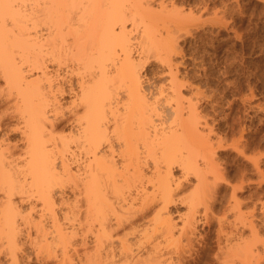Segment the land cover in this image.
<instances>
[{"label":"bare ground","instance_id":"1","mask_svg":"<svg viewBox=\"0 0 264 264\" xmlns=\"http://www.w3.org/2000/svg\"><path fill=\"white\" fill-rule=\"evenodd\" d=\"M123 3L0 0V264L21 263L28 225L66 240L59 215L70 213L72 255L56 264H76L81 249L79 264H203L207 252L211 264H256L254 223L207 121L182 101L168 34ZM138 26L144 43L130 35ZM145 50L169 57L165 94L146 92L135 63Z\"/></svg>","mask_w":264,"mask_h":264},{"label":"rangeland","instance_id":"2","mask_svg":"<svg viewBox=\"0 0 264 264\" xmlns=\"http://www.w3.org/2000/svg\"><path fill=\"white\" fill-rule=\"evenodd\" d=\"M125 2H127L123 3L125 8L128 6L126 10L136 7H139V10L147 8L154 19L153 22L151 20L154 26L152 29L159 34H168L170 47L172 44L171 49L169 48L170 53L168 52L172 59L170 63L173 65L182 98L187 99L182 101H189L193 105L195 103L199 117H202L201 123L207 121L209 129L205 133L209 134L211 142L215 143L213 151L220 173L224 174L222 176L225 182L230 183L231 188L236 190L235 198L241 199L239 202L241 201L240 204L243 206L240 205V208L244 211L242 215L255 226L253 228L257 234L256 238L248 239L247 237L251 235L246 228L243 229L246 236L244 238L252 240L254 247L260 250L259 254L260 252L262 254L256 252L255 263L258 259L261 262L257 261L256 264H263L264 0H125ZM140 26L132 30L130 35L133 37L139 35L136 41L141 39L138 42H143L145 39L141 37ZM144 52L140 56L141 60L137 58L139 61L135 63L144 86L149 88L146 92L153 93V90L154 92L158 90L156 88L160 89L159 86L162 90L168 89L165 65L169 62V57L166 56L168 59L165 60V55H153L146 50ZM148 53L153 56L150 57ZM167 91H164V94ZM189 99H192V102ZM65 132L62 133L66 135L67 131ZM61 134L59 132L57 136ZM174 174H178V171L175 170ZM63 182L69 191L71 182ZM31 193L33 192L30 191L29 194ZM188 193L189 191L185 194ZM17 199L15 197V200ZM39 203L37 202V205ZM25 209V207L22 209L23 212ZM223 209L219 208L218 214L226 212ZM67 217L68 219L63 220L59 215L61 226L68 228L65 230L70 234L71 213ZM45 230L50 236H47V241L35 235L32 225L23 229V233L29 231L30 239L22 240V249L18 251V256L22 258L20 264H54L56 261L53 260V256L57 254L56 256L63 257L65 250L72 255L71 235L68 234L66 240L51 241L52 229L48 227ZM0 248L2 249V246ZM82 250L78 252L83 254ZM81 254L77 257L83 258ZM207 254L209 253L203 256V264L214 263ZM3 255L1 254V264H7V259ZM75 257L72 256V259H75L73 261L79 264L82 258L77 260Z\"/></svg>","mask_w":264,"mask_h":264}]
</instances>
